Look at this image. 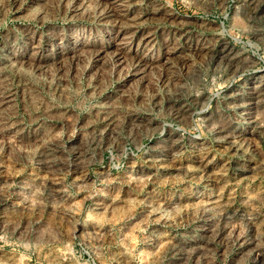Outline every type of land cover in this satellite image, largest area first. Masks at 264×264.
<instances>
[{
  "label": "rangeland",
  "instance_id": "rangeland-1",
  "mask_svg": "<svg viewBox=\"0 0 264 264\" xmlns=\"http://www.w3.org/2000/svg\"><path fill=\"white\" fill-rule=\"evenodd\" d=\"M0 264H264V0H0Z\"/></svg>",
  "mask_w": 264,
  "mask_h": 264
}]
</instances>
